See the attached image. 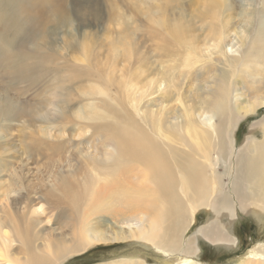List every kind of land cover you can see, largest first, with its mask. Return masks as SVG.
<instances>
[{
    "label": "bare ground",
    "instance_id": "6f19581e",
    "mask_svg": "<svg viewBox=\"0 0 264 264\" xmlns=\"http://www.w3.org/2000/svg\"><path fill=\"white\" fill-rule=\"evenodd\" d=\"M31 1L43 8L39 17H27L34 26L50 12L51 0ZM252 1L236 23L229 18L228 0H188L178 5L179 13L171 16V24L162 12L148 20L159 29L146 34L145 43L154 44L146 50L145 60L137 58L130 47L123 60L112 57L108 61L106 57L109 70L104 67L106 73L100 76L104 85L98 80L84 92L89 102L77 113L78 118L104 121L101 129L94 127L86 152L88 174L81 175V185L58 179L64 188L62 197L42 191V182L37 189L34 179L15 173L10 179L12 189L6 188L0 208V264H62L92 245L128 242L143 245L139 251L144 253L109 264H148L152 252L145 249L153 251L155 264H208L199 258L200 238L216 245L238 246V239L223 222V212L231 213L234 220L239 209L252 211L264 225V136L241 152L234 137L242 121L264 108V13L258 30L252 32ZM184 12L189 13L188 21L179 18ZM85 52L84 48L87 61L90 56ZM131 57L140 60L134 72L127 65ZM110 90L115 92V100H110L114 106L109 101L100 105L98 95L107 96ZM37 120L32 114L25 121L34 126ZM254 127L264 134V120ZM236 157L241 163L232 189L226 191L217 164L222 161L232 172ZM67 168L68 175L75 178L76 165L71 159ZM35 190L43 198L38 205L32 197ZM66 210L75 215L73 236L79 246L68 248L45 236L43 240L49 242L38 245L42 239L39 226L44 220L64 218ZM202 210L210 211L212 218L187 237ZM136 213L142 215L141 224L125 231L106 233L100 230V223L90 228L94 216ZM235 259V264H264V242Z\"/></svg>",
    "mask_w": 264,
    "mask_h": 264
},
{
    "label": "rangeland",
    "instance_id": "374dc122",
    "mask_svg": "<svg viewBox=\"0 0 264 264\" xmlns=\"http://www.w3.org/2000/svg\"><path fill=\"white\" fill-rule=\"evenodd\" d=\"M187 1L51 0L52 11H44L46 13L43 15L45 16L43 22L33 23V26L28 16L33 14V17H39V11H43L41 5L34 4L31 0H0V208L5 203L3 195L6 194V188L12 189L10 179L16 174L34 179V186L37 189L39 182H42L45 185L42 191H50L56 196H62L64 191L63 186L58 184V179L63 181L62 183L82 184L81 175L84 172L88 174L89 170L90 159L88 155L86 156V152L95 133L94 127L99 125L98 129H101L104 122L78 118V110L85 108L84 105L89 102V97L85 96L84 92L98 80L101 81V85H104V77L100 76L106 73L104 67L107 68V72L109 70L104 62L112 57L123 60L127 56L125 51L129 47L137 58L145 60L146 50L154 44L152 41L149 42L150 46L145 43L146 34L159 29L158 25L155 26L148 20H154L157 17L156 14L162 12L164 20H170L171 24L173 21L171 16L179 13L178 5L183 6ZM263 4L264 0H253L252 8H249L250 14L254 11L252 32L258 30L262 21ZM227 5L230 6L228 8L231 12L229 18L237 23L241 21V13L250 5V0H228ZM183 9L182 7L181 11ZM223 9L226 11L225 7ZM49 13L52 15L50 16ZM179 18L188 21L189 13L184 12ZM17 24H19L18 27ZM84 48L88 50L85 53L90 56L87 61L84 60ZM135 58L131 57L130 62L127 63L130 66L128 69L133 72L140 61ZM151 60L149 62L153 64L155 60ZM211 71V68L206 70V77L210 76ZM208 78L207 81H209ZM107 93L108 97L103 94L97 97L102 106L108 101L110 104L113 103L110 100H115L113 99L115 92L110 90ZM58 100L65 104L59 103ZM45 101L46 104H55V106L46 105ZM118 106L121 108L120 104ZM11 112L16 113V116ZM32 114L35 120L38 119L34 126L27 122ZM26 118L27 121H25ZM262 120H264V108L242 121L237 127L234 137L236 148L240 149V152L246 148L247 144L263 139L264 134L259 128L254 127ZM79 151L82 153H78ZM69 159L72 160L73 165H76L75 178H71L67 173ZM240 163L236 157L232 172L222 161L217 164L218 176L221 177L226 191L232 189ZM20 190L24 191L22 185ZM23 194L26 195V192ZM32 197L36 205L43 199L37 190ZM66 213L62 219L43 221L37 229L40 239L42 238L37 242L38 245L46 243L47 240H43L45 236L54 243L57 241L58 244H64L68 248H76L77 244L73 236L75 215L69 210H66ZM223 215V222L226 221L232 237L235 234L240 245L236 249L234 246L216 245L200 238L199 258L202 262L235 264V257L247 252L256 243L264 242V225L252 211L243 212L239 209L234 220L229 212H223ZM212 216L210 211L202 210L197 215L196 222L190 228L187 237H190L197 228L207 224ZM141 218L140 213L127 214L125 217L102 214L91 219L90 228L100 223V230L111 234L112 230L125 231L130 226L135 227L141 224ZM141 248L143 245L137 242L92 245L85 251L72 254L62 264H109L125 258L126 255L143 254L144 252L139 251ZM145 250L148 253L152 252L147 258V263L155 264L156 258L153 251ZM13 256L22 258V255L18 253H14ZM51 258L55 259L54 256Z\"/></svg>",
    "mask_w": 264,
    "mask_h": 264
},
{
    "label": "flooded vegetation",
    "instance_id": "af4514ba",
    "mask_svg": "<svg viewBox=\"0 0 264 264\" xmlns=\"http://www.w3.org/2000/svg\"><path fill=\"white\" fill-rule=\"evenodd\" d=\"M234 235H235V234H234ZM235 237H236V236H235ZM236 238H237V237H236ZM237 239H238V238H237ZM239 245H240V241L238 240V246H237V247H239ZM237 247H236V249H238Z\"/></svg>",
    "mask_w": 264,
    "mask_h": 264
}]
</instances>
